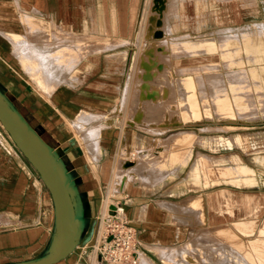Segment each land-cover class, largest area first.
Listing matches in <instances>:
<instances>
[{
    "label": "crops",
    "instance_id": "0c3cea01",
    "mask_svg": "<svg viewBox=\"0 0 264 264\" xmlns=\"http://www.w3.org/2000/svg\"><path fill=\"white\" fill-rule=\"evenodd\" d=\"M143 6L144 0H0V93L66 172L80 217L76 247L55 264L96 263L86 252L100 234L99 217L119 148L146 156L155 141L178 134L150 133L147 127L153 126L152 118L143 112V120L132 119L136 108L129 119L137 122L127 120L132 72L139 71L140 47L147 45L138 33ZM217 30L240 31L239 27L217 28L215 36ZM174 61L175 66L187 65L176 58L170 65ZM175 76L172 85L180 99L177 80L182 76ZM179 106V122L156 126L169 132L189 124L218 125L203 119L188 121L182 103ZM241 121L252 130L201 135L197 129L193 135L213 142L220 136L235 137L236 143L209 149L197 141L191 144L189 156V147L180 143L176 150L186 159L177 164L165 160L173 152L172 145H166L160 149L163 159L155 163L168 169L164 176L144 180L134 173L128 183H120L114 198L123 203L135 230L138 256L143 252L152 264H166L155 248L169 251L186 241L190 232L204 233L205 228L217 230L224 225L235 230L240 223L254 222L255 236L264 237V117ZM98 125L97 139L89 137L88 130ZM199 153L218 165L227 159L230 174L216 181L207 179L208 185L202 174L194 182L189 169ZM242 165L249 172L237 174L234 168ZM189 198L201 199L203 218L200 209L184 206ZM55 239L51 195L0 124V264L39 258Z\"/></svg>",
    "mask_w": 264,
    "mask_h": 264
},
{
    "label": "rangeland",
    "instance_id": "374dc122",
    "mask_svg": "<svg viewBox=\"0 0 264 264\" xmlns=\"http://www.w3.org/2000/svg\"><path fill=\"white\" fill-rule=\"evenodd\" d=\"M180 1L181 0H179V1L177 0V5H176V7L174 6V9H173L174 12H172L173 14H170L169 17H167L169 19L168 21L173 26V34L177 38H179V36H182L185 34H187L188 38H190V39L214 37L215 36V35H213L214 30L217 28L239 27V30L241 31V33H240V31L235 32V30H234L233 32H230V34H228V35L234 36L233 38H236L238 41H240L241 38L239 36H241V37L243 36L242 31L247 30L248 33L245 32L244 34H247V35L253 36V37L259 36L264 41V0H199L201 2V4H200V8L198 10H191V11H185V12L182 11L180 8V3H181ZM149 3H150V0H144V6L142 7V14H141V18H140V26H139L138 33L140 34L139 36L142 38V40L143 39H144V41L147 40V45L145 47H143V46L140 47V52H142V53L140 54V59H139V63H138V70L139 71L134 70L132 72V80H131L132 86L130 87L129 97L127 96L128 97L127 102L129 103V106H130V109L128 111L129 115H128L127 120L129 122L134 123V120L129 119V116L131 115L132 112H134V108H136V110H140L141 112H144V115L146 117L152 118L151 124H153V126L147 127V129L150 133H153L156 136H159L161 134L160 137H165L171 133H176V132H180V133L174 134V135L168 137L165 141H161V140L155 141L154 145L149 148V151L147 152L146 156L143 154L140 155L138 153V151H132V150H128V149L123 150L122 148H119L118 152L115 155V160H116L115 164H114L115 170H113V171L117 172L116 177L115 176L114 177L118 181V184L116 185V187L114 188L113 191L109 192V188L107 190V193L110 196V198H109L108 202H106L104 200L103 211H102L103 217L107 213L108 206L111 205L110 202L112 201V203H114V201L116 200L114 197H116L118 195L120 183L123 180L127 181V183H128L130 180L133 179L134 174H133V172H129L130 167L132 168L134 166L133 168L135 169V166H137V167L141 166L140 169L136 168L137 170L139 169V172H137V173L135 172V174L139 175L141 173L140 175H142V177L145 174L147 177L144 175L145 179L142 178L144 180L152 179L153 173H155V171H156V174H154L155 175L154 179L160 178V177L164 176L165 172H168V169H166L163 166V164H161L160 166H156L157 164H155L158 160L163 159L164 151H162L160 149H165L166 145L171 144L173 147V152L171 155H169V158L165 159V160L172 162V164H177L176 161L184 162L186 159V156L190 155V146L194 142L195 143L197 141L205 142V144H203V143H201V144L204 145L206 148L218 149V143L216 142V140L214 142L212 141V139L211 140H203V139L197 140V137L193 136L194 134L197 133V129H200L199 134H201V135L202 134H204V135H213V134L228 135L229 133L234 132V130H236V129H238L237 131H240V132H246V131L252 130L251 128L243 125L244 123L241 120H244V119H237L236 120L235 118H231V119H223V118L220 119L219 118L218 120H216V122L218 124L217 126H211L210 125L209 127L206 126L203 128L199 126L200 128H198L195 124H189L187 127H184V129H175L174 128V130H171L169 132L168 131L166 132L165 130H159L158 129V126H156V124L158 122H160V124L167 123L170 121V119L171 120L174 119V120L178 121L179 119H177V117L178 118L181 117V111H180V109H178L180 107L179 106L180 103H179V99L177 98V96L175 94L176 89L172 85L174 79H176V76L174 75V70L172 68L169 69V67H168V56H166V53H164L163 50L162 51H156L157 56L156 55L155 56L157 58V61H153L155 63H159L161 61L162 63L160 62L159 65L163 64V68L160 71H154L153 72L154 73L153 79L150 80L151 82L148 84V87L150 88V90H152L154 93L155 92L158 93L157 98H156L157 101H154L153 102L154 104H153L151 102L149 103V101H147V100L144 101V99H142V98H138V100L136 99L137 98V91H139L138 85L140 82L143 81V78L141 76V73H142L141 65L145 60L148 62L152 60L148 56L150 53H148L147 49H149L151 47L150 44H152V42H154V40H156L154 38H147L143 35L144 27L146 25V18L145 17L147 15V13H151L153 11H154L153 13H155V10H151L149 8ZM255 23H259V24L257 26H255ZM244 25H248V26L243 27ZM256 30H257V32H256ZM161 44L166 46L165 43L160 42V45ZM217 44H218V46L220 45L221 48L223 47V45L221 44V41L219 39H217ZM145 48H147L146 52L142 51V50H145ZM233 48H231L230 51H228V54H225L222 58L219 55H216L214 57L206 55V57H204V58L197 59L196 61H194V63H195L194 65H196V67L192 71L190 70V71L185 72V73H189V74L191 73L194 75V78L197 82L198 88H200V86L204 87V89H202V91L199 92L200 95L202 94V92L206 91L208 88L210 89L211 92L213 89L212 79L207 77V76H204V74L206 75V74L211 73L213 71H220L221 70V73L223 72V74L227 77L228 74H232V73L235 74L236 73L235 76L237 79L235 77H232V78L227 77V78H229L231 80L230 83L233 82L232 86L237 85V87H238L240 84L244 83L243 84L244 88L242 90L237 89L236 93L239 95L243 94V98L246 99V101L248 100L247 101L248 104L251 103L249 105L251 107L250 111H251V109H252V111H251V113L249 112L250 114L249 113H247V114L251 115V114L259 113L255 118L248 119L250 116H248V118L247 117L246 118L248 120H255L257 117H260V118L264 117L261 115V112L264 111V105L261 106V104L258 103V102H260L261 98H259V99L256 98L257 94L258 93L261 94V93L259 91L254 90V84L253 85H252V83L249 84L250 82H247V80L244 81L246 77L242 78V76H243L242 72H245L244 69L246 67L251 68V67L257 66L256 68L260 69V66L262 64L257 65V63L253 62V57H252V55L250 56V53L248 54L250 57H248V55L246 53H244V54L242 53L240 55L236 51V48L235 47H233ZM146 54H147V56H146ZM163 54H165V55H163ZM246 55H247V57H246ZM212 58L216 62L212 63V64H206ZM248 58L251 60L252 63L250 62V60ZM153 59L155 60V58H153ZM198 61H199V63H197ZM155 63H153V64H155ZM244 63H245V65L243 66ZM176 64L177 63L174 61V63H172L171 66L174 67ZM138 77H139V81H138ZM207 78H209V79H207ZM239 79L241 81H239ZM232 80H235L236 83ZM137 82H138V84H137ZM239 82H241V83H239ZM143 83L144 82H142V84ZM142 84H141V86H142ZM168 89H169V93H168ZM165 90H166V94H165V96H162L161 92H163ZM222 90H224V88H222ZM238 90L240 91V93L238 92ZM207 91H208V93L204 92L203 95L206 97H209L211 92H209V90H207ZM212 93H214V92H212ZM248 95H250V98ZM262 95H263L262 98L264 100V92H262ZM159 96L160 97L162 96L161 100H159ZM258 104H260V105H258ZM133 114L131 116L132 118H133ZM219 123H220V125H219ZM154 128H155V130H154ZM185 131H186V133H185ZM181 135L183 137L189 136V137H194V138H193V140L190 141V143H187V141H178V138ZM88 136L92 137L89 134H88ZM93 137H96V136H93ZM180 143L187 145L189 147L188 153L186 154V156L185 155L181 156V154H179L178 150H176L179 148ZM220 146L228 147L225 145H220ZM200 156L202 158H204V162L200 165V168L198 169L197 173L190 174V169H189V176L196 177L199 181L201 175L203 174L205 183H208L207 179H214L216 181L218 178L224 179L228 176V174H229L228 165L224 163V160H227V159H221L222 162L220 165H218V162H216V160L208 157L207 155L202 156V154L200 155V153H199V155L197 157L194 156V160L192 162H194L196 160V158H198ZM202 165L205 168H203ZM190 167H191V165H190ZM133 168L131 170H133ZM202 169H204V170H202ZM234 169H235V172L237 174L243 175V174H246L249 172L248 168L243 166V165H242V167L239 166V167H235ZM200 171H201V173H200ZM172 173H175V170H173ZM150 174H152V175H150ZM125 176H126V179H123V178H125ZM148 177H151V178L148 179ZM208 184H206V185H208ZM105 198H107V197H105ZM105 202H106V204H105ZM104 205H106V206H104ZM184 206L190 207V208L197 207V209L201 208L199 205H196V204L184 205ZM202 216H203V209L201 208L200 209V217L203 218ZM102 227H103V225L101 223L100 234L102 231ZM263 229H264V226H263ZM208 230L209 229L205 228L204 233L190 232V236L188 237V239L186 241H184L179 247H175L173 249H170L169 251L165 250V249H161V248H159V249L155 248V251L157 252V254L160 255V257L162 254H165L166 256H168V257H164V256L161 257L162 259H164L166 264H212V263L214 264V262L216 264L217 263L219 264L218 261H220V264H223L222 262L225 261L226 259H227V261H229L230 258L232 259L231 255L236 256V258L235 257L233 258L234 260L230 259L231 264H241V263H243V264H248V263L249 264H263L264 263V258H263L264 257V237H259V236L256 237L255 235L258 233L257 231L255 232V230H254V231L248 232V233L244 234V235H248L247 237H245L244 235L242 236V233H240L239 230H237L236 228H235L236 231L234 229H230L229 226H227V225L221 226L217 230H209V231ZM260 233H262V232H259V234ZM237 234H239V235H237ZM248 237H249L250 242L248 240ZM251 238H252V240H254V242L251 240ZM98 241H99V237L96 238V242H95L93 247L87 248L86 256L88 255L90 258L91 257L95 258L94 250H95V247L97 246ZM251 242H253L254 245ZM161 252H163V253L161 254ZM141 253L144 256H146L143 252H140L139 256H138L139 262H140L139 259H140ZM224 254L225 255L227 254L226 255L227 258H225L226 256ZM252 254H254V255H252ZM228 256H230V257H228ZM260 256H263V257H260ZM256 257L258 258V260ZM259 258L261 260H259ZM233 261H234V263H232ZM139 262H137V264H139Z\"/></svg>",
    "mask_w": 264,
    "mask_h": 264
},
{
    "label": "bare ground",
    "instance_id": "6f19581e",
    "mask_svg": "<svg viewBox=\"0 0 264 264\" xmlns=\"http://www.w3.org/2000/svg\"><path fill=\"white\" fill-rule=\"evenodd\" d=\"M179 1V0H178ZM180 8L182 11H191V10H198L200 8V4L201 2L199 0H181L180 1ZM177 5V0H150L149 3V8L151 10H155V13L151 12V13H147L146 15V25L144 27V31H143V35L147 38H154L156 40H154V42H152V44L150 45L151 47L149 49H147L148 53H150L148 56L152 59L151 61H144L141 65V76L143 78L144 82L142 84V82L139 83V91H138V98H142L147 101H149V103H153L154 101H157V92H153L152 90H150V88L148 87V84L151 82L150 80L153 79V75H154V71H160L163 68V64L159 65V63H155L153 61H157L156 58V51H162L164 53H166V56H168V67L169 69H171V59L172 58H176L179 59L180 62H187V65H179V66H174V72H176L177 75L182 76V79H178V96L181 97L179 99V102L182 103L183 106V110H184V118H188V121L193 120H197V119H203L206 121H216L219 118L220 119H231V118H235V119H247L248 116H250L248 119H252L255 118L259 113L257 114H251L250 111V105L251 103L248 104V100L246 101V99L243 98V94L239 95L237 94V89L242 90L244 88V83L240 84L238 87L237 85L232 86L233 82L230 83V79L227 77H235L236 78V73H232V74H228L227 77L223 74V72L221 73L220 71H213L211 73L208 74H204V76H207L209 78L212 79V85H213V89H212V93L210 91V89L208 88L207 90H209V92H211L209 97H206L203 95L204 92L208 91H204L202 92V94L200 95V91H202V89H204V87L200 86V88H198L197 82L194 78L193 74H189V73H185L188 71H192L196 65H194V61H196L197 59L200 58H204L206 57V55H209L211 57H214L216 55H219L221 58L225 55L228 54V51H230L231 48L235 47L236 51L241 55L242 53H246L247 55L250 53V56L252 55L253 57V62L258 64H262L259 68L256 67H251V68H245V72H242L243 76L242 78L246 77L244 81L247 80V82H250L249 84L252 83V85L254 84V90L259 91L261 94H257V99L261 98L260 103L261 106L264 105V100H263V95L262 92H264V41L261 37L256 36H249L247 34H244L245 32H247V30H243L242 34L243 36H239L241 39L240 41H238L236 38H233L234 36H230L228 34H223L224 32H226L227 30H217L216 31V36L214 37H205V38H196V39H190L188 38L187 34L179 36V38H177L174 34H173V27L172 24L168 21L169 19L167 17H169L170 14H173L172 12L174 9V6L176 7ZM169 8V9H168ZM190 23V22H189ZM117 26V25H116ZM195 27V26H194ZM257 32V30H256ZM118 33V32H117ZM241 33V31H240ZM248 33V32H247ZM235 34V33H234ZM259 34V33H258ZM257 34V35H258ZM215 35V33H214ZM127 37V36H126ZM236 37V36H235ZM120 38V37H119ZM124 39V38H123ZM217 39H219L221 41V44L223 45V47L221 48V46L217 44ZM128 41V40H127ZM122 44V41H120ZM160 42L165 43V45H160ZM112 44V43H111ZM117 46V45H115ZM153 46V47H152ZM111 47V46H109ZM234 49V48H233ZM86 51V50H85ZM146 52V50H145ZM144 55V54H143ZM156 55V56H155ZM165 55V54H163ZM246 55V57H247ZM147 56V54H146ZM155 56V57H154ZM248 55V57H250ZM145 57V56H144ZM251 57V58H252ZM149 58V59H150ZM155 58V60L153 59ZM249 59V58H248ZM235 60V59H234ZM250 60V59H249ZM216 61L212 59H210L209 62H207L206 64H212L215 63ZM251 62V60H250ZM155 63V64H153ZM162 63V62H161ZM199 63V61L197 62ZM205 63V62H204ZM246 63V62H245ZM245 63L243 64V66L245 65ZM252 63V62H251ZM45 66V64H43ZM200 65V64H199ZM198 65V66H199ZM133 66V65H132ZM171 66V67H170ZM48 65L45 66V68L47 69ZM242 67V66H241ZM228 69V68H227ZM231 69V68H230ZM171 71V70H170ZM199 72V71H198ZM195 73V72H194ZM203 73V72H202ZM226 73V72H225ZM175 74V75H176ZM241 74V73H240ZM239 74V75H240ZM238 75V74H237ZM203 76V77H204ZM239 77V76H238ZM141 78V77H140ZM141 78V79H142ZM202 78V77H201ZM200 78V79H201ZM207 78V79H209ZM234 78V79H235ZM241 78V77H240ZM248 78V79H247ZM206 79V80H207ZM210 79V80H211ZM229 79V80H228ZM237 79V78H236ZM175 80V79H174ZM235 82V80H232ZM237 81V80H236ZM239 81H241L239 79ZM205 82V81H204ZM236 83V82H235ZM241 83V82H239ZM142 84V86H141ZM174 84V83H173ZM207 84V83H206ZM205 84V85H206ZM246 84V83H245ZM207 88V87H206ZM211 88V87H210ZM222 88H224V90H222ZM250 88V87H249ZM251 90V89H250ZM238 92L240 93V91L238 90ZM242 92V91H241ZM127 93V92H126ZM243 93V92H242ZM247 93V92H246ZM123 94V93H122ZM166 94V90L161 92L162 96H165ZM203 95V96H202ZM251 95V94H250ZM250 95L249 98H250ZM161 96V97H162ZM247 96V95H246ZM124 97V96H123ZM161 97L159 96V100H161ZM256 99V100H257ZM250 100V99H249ZM146 101V102H147ZM164 101V100H163ZM121 102V101H120ZM251 102V101H250ZM255 102V101H254ZM263 103V104H262ZM154 104V103H153ZM256 104V103H255ZM258 104V105H260ZM257 110V109H256ZM250 112V113H249ZM87 113V112H86ZM249 113V114H247ZM143 112H141L140 110H136L133 114V118L134 120L139 121V119L143 120ZM95 115V114H93ZM183 115V114H182ZM261 115L264 116V111L261 112ZM85 116V115H84ZM92 116V115H91ZM81 117V116H79ZM96 117V116H95ZM98 117V116H97ZM100 117V116H99ZM145 117V116H144ZM143 117V118H144ZM244 117V118H243ZM247 117V118H246ZM82 118V117H81ZM80 118V119H81ZM148 118V117H146ZM145 118V119H146ZM87 118H85L84 120H86ZM97 119V118H96ZM144 119V120H145ZM247 119V120H248ZM183 120V119H181ZM136 121V122H137ZM186 121V120H184ZM176 122H179V120H171L169 122H167L168 124L171 125H175ZM182 123V122H181ZM209 123V122H208ZM135 124V122H134ZM166 123H162L160 127H164ZM209 125V124H208ZM207 124L206 126L209 127ZM213 126V125H212ZM223 126V125H222ZM240 126V125H239ZM101 126H93L92 128H90L88 130V134L90 136H99V130H100ZM158 128L159 130H164L165 128ZM179 127V126H178ZM205 127V126H204ZM227 127V126H226ZM229 127V126H228ZM200 128V127H198ZM203 128V127H202ZM207 129V128H206ZM215 129V128H214ZM152 130V129H151ZM155 130V128H154ZM158 130V131H159ZM168 130V129H167ZM200 130V129H199ZM157 131V130H156ZM207 131V130H206ZM180 133V132H178ZM186 133V131H185ZM239 137V136H238ZM237 137V138H238ZM254 137V136H253ZM95 138V137H93ZM194 137H189V136H180L178 138V141H187V143H190V141L193 139ZM211 138V137H210ZM255 138V137H254ZM97 139V137L95 138ZM240 140V139H239ZM238 141V140H237ZM239 142V141H238ZM203 144H205V142H201ZM218 145H225V146H229L231 145V143H236L235 137H224V136H220L217 140ZM241 143V141H240ZM239 143V144H240ZM238 144V143H237ZM96 145V143H95ZM204 162V158H202L201 156L196 158V160L194 162L191 163V167H190V174L193 173H197L198 169L200 168V165ZM134 167V166H133ZM132 167V168H133ZM141 167V166H140ZM140 167L135 166V169L133 168V170H131L132 168L130 167L129 172H133V174L136 172H139ZM203 167V165H202ZM136 168H139L138 170ZM205 168V167H203ZM245 169V168H244ZM115 170V169H114ZM204 170V169H202ZM249 170V169H248ZM128 172V171H127ZM227 172V171H226ZM230 172V171H229ZM201 173V171H200ZM116 171H113L112 174V178L110 180V185H109V192L113 191L114 188L116 187V185L118 184V181L116 180ZM139 174V173H138ZM141 174V173H140ZM139 174V175H140ZM230 174V173H229ZM228 174V175H229ZM145 175V174H144ZM144 175L142 177V175H140L139 177L142 179L144 178ZM152 175V174H150ZM149 175V176H150ZM115 176V177H114ZM146 176V175H145ZM147 177V176H146ZM203 177V176H202ZM128 178V177H127ZM151 177H148V179H150ZM154 178V177H153ZM190 178L194 181V182H198V179L196 177L190 176ZM234 178V177H233ZM251 178V177H250ZM126 179V176L125 178ZM129 179V178H128ZM145 179V178H144ZM253 179V178H252ZM238 181V180H237ZM124 182V180H123ZM140 182V181H139ZM148 182V181H147ZM208 182V181H207ZM232 182V181H231ZM127 183V181H126ZM154 183V182H153ZM184 183L186 184V182L184 181ZM188 183V182H187ZM219 183V182H218ZM243 183V182H242ZM208 184V183H207ZM212 184V183H211ZM215 184V183H213ZM245 184V183H244ZM247 184V182H246ZM122 185V184H121ZM124 185V184H123ZM122 185V186H123ZM191 185V184H190ZM124 187V186H123ZM122 187V188H123ZM107 198H105V201L108 202L110 196L107 193ZM203 197V196H201ZM204 199V198H203ZM204 201V200H203ZM105 202V204H106ZM183 202V201H182ZM184 203V202H183ZM182 203V204H183ZM202 201L200 198H189L187 200V203H185V205H191V204H196L199 205L201 208L202 207ZM204 203V202H203ZM110 204H112V201L110 202ZM179 204V203H178ZM205 205V204H204ZM106 206V205H104ZM195 206V205H194ZM206 206V205H205ZM190 208V207H189ZM197 208V207H195ZM200 208V209H201ZM105 209V208H104ZM186 209V208H185ZM191 210V209H190ZM205 211V209H203ZM105 211V210H104ZM196 212V211H195ZM200 212V211H199ZM209 212V211H208ZM197 213V212H196ZM207 213V212H206ZM202 215V214H201ZM187 216V215H186ZM185 217V216H184ZM203 217V216H202ZM189 218V217H188ZM247 221V220H245ZM237 225V224H236ZM253 226H254V222H248V223H240L238 224L236 227L239 231H241L242 233H248L253 231ZM230 228V227H229ZM234 232V231H233ZM256 232V231H255ZM256 234V233H255ZM239 235V234H237ZM259 236V235H258ZM261 236V235H260ZM259 236V237H260ZM256 238V237H255ZM247 239V238H246ZM257 239V238H256ZM249 240V237H248ZM252 240V238H251ZM263 240V239H262ZM254 242V240H252ZM250 242V240H249ZM251 242V243H253ZM258 242V241H257ZM262 242V241H261ZM260 242V243H261ZM254 245V243H253ZM159 249V248H158ZM164 249V248H163ZM163 252H161L162 254ZM165 253V252H164ZM230 254V253H229ZM255 254V253H254ZM252 254V255H254ZM159 255V254H158ZM225 255V254H224ZM227 255V254H226ZM225 255V256H226ZM259 255V254H258ZM160 256V255H159ZM168 257L165 254H162L161 257ZM232 259L236 256L231 255ZM238 256V255H237ZM230 257V256H228ZM263 257V256H260ZM94 258V257H93ZM227 258V256L225 257ZM224 258V259H225ZM239 258V257H238ZM257 258V257H256ZM264 258V257H263ZM95 259V258H94ZM223 259V260H224ZM227 261V259L225 261H223V264H231L230 260ZM140 262L139 264H152L150 259L146 256H144L142 253L140 254ZM190 260V259H189ZM258 260V258H257ZM259 260H261L259 258ZM238 261V260H237ZM220 264V261H218ZM262 262V261H261ZM234 263V261L232 262ZM237 263V262H236ZM213 264V263H212ZM214 264H216L214 262ZM218 264V263H217ZM243 264V263H241ZM249 264V263H248ZM264 264V263H263Z\"/></svg>",
    "mask_w": 264,
    "mask_h": 264
},
{
    "label": "water",
    "instance_id": "95a60500",
    "mask_svg": "<svg viewBox=\"0 0 264 264\" xmlns=\"http://www.w3.org/2000/svg\"><path fill=\"white\" fill-rule=\"evenodd\" d=\"M0 124L51 195L56 215V239L43 256L15 264H55L77 245L80 217L72 183L52 152L0 93Z\"/></svg>",
    "mask_w": 264,
    "mask_h": 264
},
{
    "label": "built area",
    "instance_id": "2783aa9c",
    "mask_svg": "<svg viewBox=\"0 0 264 264\" xmlns=\"http://www.w3.org/2000/svg\"><path fill=\"white\" fill-rule=\"evenodd\" d=\"M101 223L95 264H137L139 244L135 230L126 218L123 203L114 201L109 205L106 215L99 217V230Z\"/></svg>",
    "mask_w": 264,
    "mask_h": 264
}]
</instances>
